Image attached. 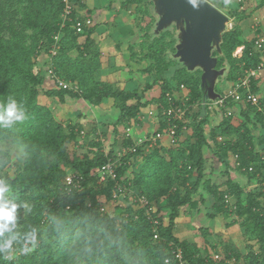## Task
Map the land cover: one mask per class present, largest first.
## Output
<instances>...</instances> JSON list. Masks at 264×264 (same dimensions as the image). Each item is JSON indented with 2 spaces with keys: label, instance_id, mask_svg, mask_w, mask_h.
<instances>
[{
  "label": "trees",
  "instance_id": "1",
  "mask_svg": "<svg viewBox=\"0 0 264 264\" xmlns=\"http://www.w3.org/2000/svg\"><path fill=\"white\" fill-rule=\"evenodd\" d=\"M210 1L226 10L222 0ZM75 2L77 9L71 22L60 28L61 0H0V98L14 95L29 111V119L23 124L0 129V145L13 139L25 145L13 177L4 175L11 180L10 198L32 206L30 213L18 209L17 225L11 234L23 235L30 226L41 230L33 251L0 253V264H264L263 116L244 102L239 115L224 117L221 113V119L212 125L213 117L219 115L201 107L200 72L189 73L168 58L174 53L170 32L157 38H151L149 30L140 35L145 72L156 79L152 84L123 91L98 81L104 63L92 38L96 26L86 28L83 34L75 33L72 23L84 18L81 12L85 9L84 3ZM143 2L124 0L121 6L124 10L134 6L135 14L146 15ZM259 8H264V0H260ZM263 32L261 28L258 34L262 37ZM57 34L60 40L52 62L54 73L75 83L80 89L78 94L45 89V79L35 72L37 59L49 56ZM257 40H245L239 25L223 34L222 56L216 69L227 64L226 82L237 81L246 71L260 70L264 43L256 50ZM238 48H242L240 56H233ZM260 80L259 76L252 79L253 93L259 91ZM154 86L158 92L149 98L147 94ZM180 86L188 91L185 106L197 109L186 114L185 122H175L172 138L165 137L144 155L137 151L126 156L124 161L129 165L116 171V181L123 183L124 176L140 164L131 172L130 181L133 189L157 209L158 240H154L142 212L133 220L130 206L112 213L101 211L111 203L116 181L99 183L98 173L106 161L104 148L114 154L120 143L129 145L123 139L125 129L141 109L156 106L160 131L166 130L162 113L170 104L167 95L178 107L176 93ZM40 97L60 104L82 100L93 108L110 101L118 116L108 124L85 118L81 123H63L47 105L40 104ZM217 138L223 141L219 143ZM7 159L2 169L10 163L9 154ZM67 169L79 172L84 179L79 189L69 193L64 186ZM217 169L219 173H215ZM234 172L244 177L247 185L234 181ZM225 197L230 198L231 205L225 203ZM181 213H194L209 222L231 219L242 230V247L211 245L207 240L210 230L202 229V251L196 243L176 234ZM176 250L181 251V263L173 255Z\"/></svg>",
  "mask_w": 264,
  "mask_h": 264
},
{
  "label": "rangeland",
  "instance_id": "2",
  "mask_svg": "<svg viewBox=\"0 0 264 264\" xmlns=\"http://www.w3.org/2000/svg\"><path fill=\"white\" fill-rule=\"evenodd\" d=\"M206 1L217 8L229 19L227 23L228 31L239 25L241 36L248 42L257 38L264 40V34L262 37L258 34V31L261 28L262 31H264V8H259L260 0H228L227 4L225 3V0H222L223 3L226 4V10L215 5L210 0ZM117 2L118 0H91L89 3L95 11H101V14L98 15V18L95 19V22H92V24L101 21V36L103 38L107 37L111 40L108 43V46H105L104 48L107 51H105L107 59L103 62L104 70L99 71L96 78L98 81L106 82L123 91L140 90L146 85L152 84L156 80L155 77L145 72L147 63L143 60V53L140 49V45L142 43L140 35L146 30H149V33L152 32L155 16L152 12V5H150L151 3L148 1L142 3L144 9L148 11L146 15H141L139 13L135 14V7L131 6V15H126V17L128 19H133V22H129L128 27H121V30L126 29V33L123 34L128 35V38H123V34H120L122 31H114L115 28L113 27V22H111V18L113 17L112 8L115 4H117ZM93 16L97 17L96 14H93ZM127 40L128 43H124ZM241 52L242 48H238L234 52L233 56H240ZM133 54L134 58H131V55ZM259 77L261 79V86L264 87V69L259 73ZM229 86L230 83L226 82L225 78H220L218 84L216 85V91H221V93L228 91ZM157 92L158 87L154 86L153 90L147 95L149 98H152L157 94ZM39 102L40 104L47 105L53 111L54 115L57 116V118H60L59 120L63 123L68 121V119H65L67 112H65L64 115L60 114L57 102V104L51 101L48 102L44 98H40ZM149 108H152V106ZM96 111L98 110L96 109ZM101 112L103 113L101 114L99 112V114L100 117H102V122L105 124L113 123L117 119L118 113L113 108L110 101H105V103H103ZM236 115H239V112H237ZM220 119V115L214 116L212 125L217 123ZM153 129L154 127H152L151 123L148 121L145 122L143 128H140V130L146 131H152ZM164 142H166V140H164ZM5 145L6 144L0 145V148H3ZM83 152H86V148ZM21 154L22 153L18 154L17 152H11L9 154L10 163L5 169L0 168V175H7L12 178L14 172L20 165ZM209 166L210 164L208 163V172L210 170ZM215 173H219V170L217 169ZM249 188L253 187L251 186ZM160 205L164 206V203L161 201ZM104 207L108 212H113L115 210L113 203L105 204ZM202 229L210 230L211 236H209L207 240L211 245L220 243L233 244L237 247H242V230L238 225L232 224L231 219L225 220L221 218L220 220L209 222L202 217L195 219L194 216H187L182 213L180 219L177 220V234L179 237L182 239L186 238L187 240L196 243L203 251L204 238L201 233Z\"/></svg>",
  "mask_w": 264,
  "mask_h": 264
},
{
  "label": "built area",
  "instance_id": "3",
  "mask_svg": "<svg viewBox=\"0 0 264 264\" xmlns=\"http://www.w3.org/2000/svg\"><path fill=\"white\" fill-rule=\"evenodd\" d=\"M79 1L82 3V0ZM61 4L60 28H63L65 24L71 22V15L73 11L77 9V4L75 0H61ZM91 26L92 21L89 17H84L81 21H75L72 23V29H74L76 34H83L84 30ZM257 39L258 40L254 43V47L256 50H259L261 44L264 43V40L260 38ZM53 40L54 43L49 49V56L44 58L45 61L43 67L39 69L35 67V72H40L42 77L51 83L52 88L78 94L80 93V89L75 83L65 81L56 76L54 73L52 62L54 56L59 50L58 43L60 35H55ZM263 69L264 65H261L260 70L258 71H246L241 78L230 83L228 91L222 92L220 94L221 98L216 102L206 103L205 105L201 104L202 109L214 112L216 111V115L222 113L224 114V117H227L239 112L241 105L246 102V104L254 107L256 111L263 116L264 120V87L259 84V91L257 93H253L251 87L252 79L258 77L259 73L263 71ZM187 93L188 91H186L183 86H180L179 91L176 93L178 98L177 100L180 102L178 107H174L171 97L167 95V100L170 104L162 113V115L166 118L165 131H160L156 106L153 105L152 108L147 107L140 110L131 125L125 129L123 139L125 142H129V145H123V143H120V149L115 151L114 154H109V149H103L106 161L98 173L99 183H104L106 179L116 181V171L129 163L124 161L126 156L134 155L137 151H141L142 155H144L145 153H148V151L157 147L159 142L165 137L172 138L175 135V122H185L186 114H191V112L197 109V107L190 108L185 106ZM229 103L235 106L229 107ZM146 121L151 123V126L154 127V129L152 131L139 129L140 131L137 132L138 127L143 123L145 124ZM217 141L220 143L223 140L221 138H217ZM130 176L131 172L126 174L123 178V183L116 181L114 190L112 191L111 203H113L115 210L121 209L124 206H130L133 210V220L137 219V213L142 212L152 228L153 239L158 240L157 230L159 222L156 217L157 209L154 205H151L144 196L140 195L135 189H133ZM83 181L84 179L79 172L73 169H67L64 179L65 191L69 193L71 189H79ZM225 203L231 205L230 198L225 197ZM101 211L106 213L108 212L105 207H102ZM173 255L179 262L181 261L182 254L180 250L174 251ZM214 259H217V257L215 256Z\"/></svg>",
  "mask_w": 264,
  "mask_h": 264
},
{
  "label": "water",
  "instance_id": "4",
  "mask_svg": "<svg viewBox=\"0 0 264 264\" xmlns=\"http://www.w3.org/2000/svg\"><path fill=\"white\" fill-rule=\"evenodd\" d=\"M145 1L151 3L155 16L151 38L173 32L174 53L168 58L189 73L199 71L202 104L216 102L221 98L216 85L228 72L227 64L221 69L216 66L229 19L206 0Z\"/></svg>",
  "mask_w": 264,
  "mask_h": 264
},
{
  "label": "clouds",
  "instance_id": "5",
  "mask_svg": "<svg viewBox=\"0 0 264 264\" xmlns=\"http://www.w3.org/2000/svg\"><path fill=\"white\" fill-rule=\"evenodd\" d=\"M228 3V0H225ZM29 119V111L22 100L14 95H7L0 98V129H12L23 124ZM25 145L23 141L13 139L0 148V168L8 163L7 156L11 152L23 153ZM13 192L10 178L0 175V253L8 255L15 251L30 253L37 246L41 239L40 229L30 226L23 235L19 232L11 234L12 229L17 225L18 209L24 208L27 212L32 211V206L27 202L17 203L11 199ZM15 242V243H14Z\"/></svg>",
  "mask_w": 264,
  "mask_h": 264
},
{
  "label": "crops",
  "instance_id": "6",
  "mask_svg": "<svg viewBox=\"0 0 264 264\" xmlns=\"http://www.w3.org/2000/svg\"><path fill=\"white\" fill-rule=\"evenodd\" d=\"M123 1L124 0H118L117 4H115V5L113 4L114 5L112 8L113 17L111 18L112 19L111 22H113V27L115 28L114 31H119V32L122 31L120 34L126 33V29L121 30V27H128L129 22H133V19H128L126 17V15H128V16L131 15L130 8H127L126 10L122 9L121 5H122ZM90 2H91V0H82V3H84V5H85V9L81 12V15L84 17H89L92 22H95L94 20L98 18V15L101 14V11H95V9L92 7V5L91 6L89 5ZM93 14H96L97 17L93 16ZM100 23H101V21L92 24L93 26H96V30H95V33L92 35V38L96 42V44H98L100 52H101V57H102V60L104 62V60L107 59L106 58V56H107L106 52L107 51L104 48H105V46L106 47L108 46V43L111 40L108 39L107 37L103 38L101 36V32H100L101 24ZM122 36H123V38H128L127 34L126 35L123 34ZM124 43H128V40L125 41ZM37 60L38 61L36 63V68L37 69L42 68L44 65L45 59L43 57H39ZM102 70H104V68ZM102 70H100V71H102ZM44 87H45V89H50V88H52V85L49 81L45 80ZM40 98H44L45 100L50 102L45 97H40ZM51 102H53V103L57 102L58 103L57 100H51ZM103 103H105V101ZM103 103L101 104L100 108H98V107L93 108V107L88 106L82 100H79V101L66 100L64 104L58 103V106H59L60 114L64 115L65 112H67L65 119L66 120L68 119V121L81 123V122H84V118H85L86 120H94L95 122L100 123V122H102V117H100L99 112L101 114L103 113V112H101V107H102ZM42 105H44V104H42ZM96 109L99 112L96 111ZM68 115H69V117H68ZM72 118H74V119H72ZM58 119H60V118H58ZM143 126H144V123L138 127L137 132H139L140 131L139 129L143 128ZM208 163H207V165H208ZM139 165H140L139 163H136L130 172L133 173L134 170L136 171L139 168ZM231 177L234 181H237L240 185H243V186L247 185L245 178L240 176L236 172L232 173ZM164 206H165V204H164ZM183 214L187 215V216H189V215L194 216L195 219H199V216L195 215L194 213H190V214L183 213ZM180 217H181V215H180ZM180 217H179V219H180ZM175 231L177 234V222H176V226H175ZM183 239H186V238H183Z\"/></svg>",
  "mask_w": 264,
  "mask_h": 264
}]
</instances>
